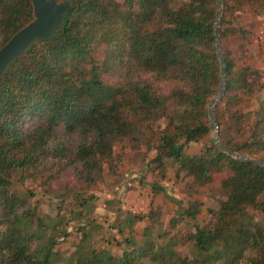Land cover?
I'll list each match as a JSON object with an SVG mask.
<instances>
[{"label":"trees","instance_id":"obj_1","mask_svg":"<svg viewBox=\"0 0 264 264\" xmlns=\"http://www.w3.org/2000/svg\"><path fill=\"white\" fill-rule=\"evenodd\" d=\"M57 1H65L69 10L56 36L33 43L0 79V264H56L54 242L33 248L23 231L25 203L9 189L15 170L34 169L48 155L60 169L79 162L93 172L108 161L113 170V143L160 117L168 123L156 159L172 158L198 184L228 172L226 198L211 211V227L195 225L196 256L173 255L164 264H264V226L246 211L264 213L259 198L264 168L211 143L199 154L184 151L189 142L210 134L209 105L221 77L214 37L218 0ZM253 4L264 9V0H222L226 88L220 103L239 121L243 115L232 107L241 92L252 93L257 84L250 80V68H235L236 58L224 45L234 29L226 11ZM32 13L30 0H0V46ZM216 116L220 126L218 108ZM250 130L242 142L219 133L234 151L264 161V119ZM198 209L193 205L185 212L195 219ZM125 242L131 249L121 256L91 250L79 253L75 264H141L146 251L131 238Z\"/></svg>","mask_w":264,"mask_h":264},{"label":"rangeland","instance_id":"obj_2","mask_svg":"<svg viewBox=\"0 0 264 264\" xmlns=\"http://www.w3.org/2000/svg\"><path fill=\"white\" fill-rule=\"evenodd\" d=\"M226 18L234 29L224 45L236 58L235 68H250V80L257 84L254 92H241L232 107L243 115L241 121L220 103L222 98L216 107L222 135L242 142L256 120L264 119V9L255 4L234 6L226 11ZM158 86L163 91L167 88ZM167 123L165 117L153 118L149 127L141 123L130 135L116 140L113 170L108 161L100 162L93 172H86L79 162L60 169L51 155L34 169L15 170L9 189L24 200L23 231L31 236L32 247L54 242L56 264H75L79 253L91 250L121 256L124 249H131L126 238L146 251L141 264H164L173 255L196 256L195 225L205 231L211 227V211L226 198L223 181L228 172L220 171L211 182L198 184L172 158L156 159L160 132ZM246 126L250 127L247 132ZM211 135L210 130L209 137L189 142L185 153H201L211 143ZM259 198L264 201V195ZM193 205L199 208L195 219L185 212ZM246 211L253 222L264 226L263 212L252 207Z\"/></svg>","mask_w":264,"mask_h":264},{"label":"water","instance_id":"obj_3","mask_svg":"<svg viewBox=\"0 0 264 264\" xmlns=\"http://www.w3.org/2000/svg\"><path fill=\"white\" fill-rule=\"evenodd\" d=\"M33 17L32 19L17 30L1 47H0V79L22 53L26 52L29 47L37 40L44 38H54L56 32L63 26L65 14L69 8L65 1L57 0H30ZM222 0H218L215 17L214 37L216 53L220 61V84L215 97L211 100L209 109V123L211 143L217 148L232 156L235 159L249 162L264 168V161L238 153L227 146L220 137L219 125L216 120V107L224 95L226 88V66L220 40L221 29Z\"/></svg>","mask_w":264,"mask_h":264}]
</instances>
